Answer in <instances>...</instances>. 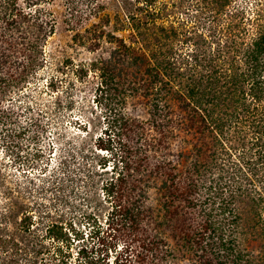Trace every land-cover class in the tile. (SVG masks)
I'll return each mask as SVG.
<instances>
[{
	"label": "trees",
	"instance_id": "1",
	"mask_svg": "<svg viewBox=\"0 0 264 264\" xmlns=\"http://www.w3.org/2000/svg\"><path fill=\"white\" fill-rule=\"evenodd\" d=\"M69 64L96 109L59 160L94 206L83 263L264 264V0H0V139L30 147L29 167L49 160L45 114L72 101L14 95L47 65L53 94ZM3 182L0 264H42L63 228L41 209L38 234L32 192Z\"/></svg>",
	"mask_w": 264,
	"mask_h": 264
},
{
	"label": "rangeland",
	"instance_id": "2",
	"mask_svg": "<svg viewBox=\"0 0 264 264\" xmlns=\"http://www.w3.org/2000/svg\"><path fill=\"white\" fill-rule=\"evenodd\" d=\"M50 49H52V46L48 40L45 50L50 53ZM68 53L74 58V64L85 59L84 57L88 55L82 49L76 51L70 49ZM55 60H58V58L51 59L49 57L47 62L51 64ZM47 70H49V65L46 66L43 72H40V77L31 85L30 95L27 97L14 95L13 102L19 107L28 101L33 106L35 103L39 105L47 104L51 108L57 95L60 96L63 107L67 99L72 101L70 109L57 107L55 111L45 114L48 122H50V127L48 128L47 137L43 139L44 143H42L41 148L45 151L49 147L51 148L50 154L46 155L49 156V160L46 161L42 156L36 160L37 164L29 167V162L35 157L33 156L34 151L30 147L25 148L22 140L14 139L15 141H13L11 137L7 139L3 146L0 139V174L4 177L3 183L7 186L22 191L30 190L34 195L30 199L39 203V209H36L35 206L32 210L33 215L36 216L35 222L38 224V234H45L40 223L42 220L38 217L41 215L38 210L41 211V209L43 211L49 209L54 216L53 219L63 228V235L58 239L48 236L41 238L46 247L44 257L47 255L49 259L47 261L43 260L42 264H84L85 257L78 253L79 250L86 247L90 256L94 254V249L97 246L96 243L93 244L94 240L86 235L89 234L90 223H87L85 215L89 214L90 211H94V206L84 197L85 187L82 182L73 181V183L68 184L67 174H62L64 170L60 169L59 160L69 147L68 144L64 143L65 140L62 134L80 133L81 128L79 125L84 121H89V118H92L91 114H94L93 111L96 110L94 109L92 91L89 86L91 85V77L77 78L74 66L71 64L62 67L60 71H52L58 78L56 83L58 86L56 92L58 93L51 94L45 88ZM98 130L99 127L95 132H98ZM58 135L60 139L56 138ZM55 180L63 183V186H61L62 191L61 188L59 190ZM58 192L59 194H56Z\"/></svg>",
	"mask_w": 264,
	"mask_h": 264
}]
</instances>
